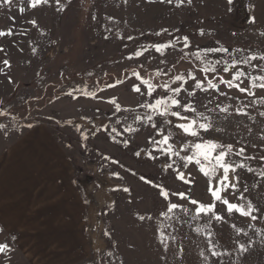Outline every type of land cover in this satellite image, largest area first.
<instances>
[{
    "label": "rangeland",
    "instance_id": "obj_1",
    "mask_svg": "<svg viewBox=\"0 0 264 264\" xmlns=\"http://www.w3.org/2000/svg\"><path fill=\"white\" fill-rule=\"evenodd\" d=\"M60 3L63 10H58L55 0L50 6L36 9L30 7L29 0L0 5V31L11 29L13 33L0 36V69H3L0 110L7 113L0 116V124L5 125L0 129V156L30 129L50 127L67 151L69 170L80 196L78 212L75 208L69 210L67 225L60 229L5 227L0 220V244L7 243L11 249L0 254V264H205L201 252L210 256L207 240L196 233V223L183 222L186 218L179 223L173 221V227L165 229L176 240H170L168 251L164 252L157 236L164 222L160 213L168 201L159 195L158 188L139 177L163 185L170 193L191 190L193 198L209 203L207 178L197 166L189 165L182 170L186 176L190 173L195 183L187 185L178 181L172 170L163 169L167 157L149 159L146 150H151L149 139L155 136V129L133 123L134 113H117L108 101L116 98L124 109H135L140 114L146 111L139 105L152 98L132 90V85L140 83L133 71L145 77L157 69L169 73L156 77L152 81L155 84L170 82V77L189 72L203 80L201 64L190 55L192 52L227 47L230 51L243 49L246 54H264V0H233L231 5L227 0H192L191 5L183 6L160 0H127V3L125 0H60ZM253 16L255 23L251 22ZM33 19L37 26L29 23ZM163 29L168 31L156 35ZM201 29L204 35H200ZM129 36L134 39H128ZM177 36L189 38L191 46L183 54L180 52L183 43H177L163 55L149 48L138 58H127L145 46L165 43ZM225 56L209 53L208 59ZM5 60L11 67L3 64ZM253 63L264 65L260 60ZM217 74L225 79L232 76L231 72L223 73L222 66H217ZM212 75L209 73L208 78ZM116 80L123 82L106 87ZM192 85L189 79L185 88L191 91ZM247 86L245 80L241 87ZM85 87L95 91L96 98L83 96L79 91L74 92L78 99L66 94ZM141 91L146 93L145 86L141 85ZM220 91L239 99L228 100L212 90L208 93L197 90L195 97L181 92L178 98L182 104L192 101L199 112H207L216 104H230L232 114L226 120L225 114L216 119L221 130L210 131L205 136L237 148L245 147V155L256 157L248 163L258 172L264 168V161L259 159L264 156V116L260 115L264 104L252 101L264 97V90L256 89L254 97L224 86ZM164 94L158 88L153 97ZM243 105H248L247 116L234 111ZM172 119L175 123V118ZM156 122L160 126L161 118L156 117ZM104 125L108 126L107 131ZM127 125L140 130L124 132ZM112 128L117 132H112ZM175 131L178 143L191 139ZM82 133L87 134V139ZM123 140L129 144L125 146ZM137 151L141 152L139 157L135 155ZM236 175L240 177V191L247 186L245 195L261 211L256 213L255 221L235 213L227 216L225 206L217 202V211L225 215V221L212 223L214 242L221 250L233 254L219 259L210 257L209 264H220L221 259L222 264H264V179L244 169H238ZM124 188L130 191L125 192ZM225 195L230 202H237L239 193L233 195L229 189ZM171 202L193 207L178 197H172ZM139 215L152 219L141 221ZM232 224L243 229L239 236ZM249 239L255 243L247 253H239L234 241L247 244Z\"/></svg>",
    "mask_w": 264,
    "mask_h": 264
},
{
    "label": "snow or ice",
    "instance_id": "obj_2",
    "mask_svg": "<svg viewBox=\"0 0 264 264\" xmlns=\"http://www.w3.org/2000/svg\"><path fill=\"white\" fill-rule=\"evenodd\" d=\"M160 2H166L168 4H173L175 2L177 6H183L185 3L188 5L192 4V0H160ZM51 3L52 0H29L30 7L33 9L46 5L50 6ZM125 3H127V0H125ZM227 3L231 5L233 0H227ZM11 4L12 0H0V5ZM55 4L57 5L58 10H63V5H61L60 0H55ZM21 11H23V9H21ZM229 11H231V9H229ZM251 22L255 23L254 16L252 17ZM29 23L33 26H37L35 19L30 20ZM167 31V29H163L162 32L156 33V35H161ZM12 34L11 29L6 32L0 31V36ZM200 35H204L203 29L200 30ZM262 35H264V33H262ZM128 39L131 40L134 38L129 36ZM177 43H183V48L180 49L182 54L184 53L185 48H189L191 46L187 36H177L165 43L145 46L127 58H138L142 56L144 52L148 51L149 48H152L155 52L163 55L165 50L174 48ZM35 51L36 49H33V52ZM209 53H224L226 56L221 59L210 60L208 59ZM190 55L200 62L201 68L199 70L205 77L203 80H198L194 72H189L187 74H178L174 77H170V82L165 81L162 84H155L152 81L156 77L169 75V73L164 72L163 69H157L154 73H150L147 77H145L141 76L138 71H133L132 75L135 76L140 83L132 85V90L136 93L147 95L149 98H152L151 100H145L139 105L140 108H143L146 111L143 114H140L136 112L135 109H124L117 102L116 98H112L108 102L114 105L115 112L117 113L122 111L134 113L133 123L149 125L155 129V136L150 137L149 139V143L152 146L151 150H146V154L149 159L156 160L161 156L167 157V163L163 165V169L165 171L172 170L175 178L187 185H193L195 183V181L191 179V174L189 173L186 176L185 171L182 170H186L189 165L197 166L199 172L207 178L208 183L206 191L211 197V202L209 203H204L199 199L193 198L191 190L188 192L170 193V191L163 185H157L144 176L139 177L140 180L145 183L158 188L159 195L162 196L165 201H168L166 209L160 213L164 222L160 224L159 234L157 236L160 244L163 245L164 252L166 253L168 251V242L170 240H176L175 236L166 234L165 229L173 227V221L179 223L182 218H186L183 220L184 223H187L189 220L196 223V233L205 236L209 245L207 251L210 256H205L203 252H201V256H203L205 264H209L210 257H216L219 259L225 256L230 257L233 254L231 251L221 250V246L214 242L215 233L211 230L212 223H221L225 221V215L217 211V202L225 206L224 211L227 216H231L235 213L241 217H249L252 221L257 220L258 216L256 213H259L261 209L254 204L253 199L245 195V193L249 190L247 186L244 188L243 192L240 191V177L236 175V173L238 169H244L249 173L259 176L261 179H264V168H261L257 172V169L253 168L251 164L248 163V161L254 160L256 157L245 155V147L237 148L232 144H224L214 138H206L205 134L210 131L221 130L216 125V119L220 117V114H225L224 119L226 120L228 116L232 114L229 111L231 108L230 104L223 106L216 104L215 108L208 109L207 112H199L192 101L182 104L181 99L178 97H180L181 92L186 93L188 97H195L197 90H201L205 93L212 90L217 92L220 96H224L228 100L239 99V97L228 96L227 92H221V86H224L227 89L235 88L240 93L245 94L246 97H254L256 89L264 90V65L254 64L253 61H264V54H246L243 49L230 51L227 47H212L192 52ZM3 64L6 67H11L10 62L7 60L3 61ZM217 66H222L223 73L231 72V78L225 79L223 75H218ZM141 67H143V65H141ZM245 68L249 69V71H245ZM257 70V74H253ZM0 72H3V69H0ZM209 73L213 74L211 79L208 78ZM189 79L193 81L191 91H188V89L185 88ZM245 80L248 81V86L241 87V84ZM9 81L11 82L10 78ZM122 82V80H116L113 84L106 85V87H114L116 84ZM177 83L179 86H172ZM141 85L145 86L146 93L141 91ZM158 88L162 89L165 94L153 97V93H155ZM102 90L103 89H101V91ZM76 91H79L83 96L96 98V92L89 91L86 87L74 89L66 94L72 96L74 99H78L79 97L74 95V92ZM209 103H212V101L209 100ZM252 103L264 104V97L253 100ZM247 107L248 105H243L242 107L235 108L234 111L236 114L247 116L249 115L246 111ZM173 109H180V111H175ZM189 112L194 115L188 116L182 114ZM213 114H215V117ZM3 115H7V113L0 110V116ZM260 115L264 116V112H261ZM156 117L161 118L160 126L157 125ZM172 118H175V123ZM67 123H71V121H68ZM117 123H120V121L118 120ZM165 125L168 126L167 129L165 128ZM4 127L5 125L0 124V129ZM103 127L105 131L108 130L107 125H104ZM77 130H79V127ZM139 130V128H134L131 125H127L123 128L124 132L130 133L137 132ZM175 130H178L179 134H182L185 138L191 139H185L183 142L178 143L176 139L178 133ZM111 131L116 133L117 129L112 128ZM122 134V132L118 133V135ZM82 135L84 139H87V134L82 133ZM156 137L159 138L157 139ZM112 139L115 141V136H113ZM121 143L127 146L129 141L123 140ZM154 152L158 153V155H153ZM135 155L139 157L141 152L137 151ZM259 159L264 161V156H261ZM257 187H259V185H257ZM229 189H231L233 195L239 193V195H237V202H230L228 196L225 195L228 193ZM123 190L125 192L130 191L128 188H124ZM172 197H178L180 200H186L188 205L193 207L173 203L171 202ZM146 218L152 219L151 216H138V219L141 221ZM200 221H203L204 223L201 225ZM231 227L235 230L238 236L243 232V229L237 228L235 224H232ZM0 231H2V229H0ZM105 234L110 235V233ZM243 234L247 235V233ZM254 243L255 242L251 239H249L247 244L241 242L240 240L234 241L236 250L239 253H247L249 248ZM9 251H11V249L7 243L0 244V254H5ZM180 252H183L182 248L180 249ZM108 255H112V253H108ZM162 259H166V257H162ZM220 264H222V259L220 260Z\"/></svg>",
    "mask_w": 264,
    "mask_h": 264
},
{
    "label": "crops",
    "instance_id": "obj_3",
    "mask_svg": "<svg viewBox=\"0 0 264 264\" xmlns=\"http://www.w3.org/2000/svg\"><path fill=\"white\" fill-rule=\"evenodd\" d=\"M79 199L67 151L50 127L30 129L1 154L3 226L63 228Z\"/></svg>",
    "mask_w": 264,
    "mask_h": 264
}]
</instances>
